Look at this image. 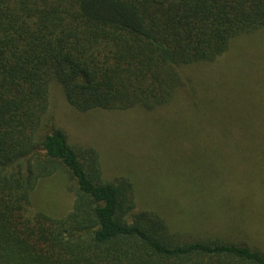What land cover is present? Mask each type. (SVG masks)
<instances>
[{
    "label": "trees",
    "instance_id": "16d2710c",
    "mask_svg": "<svg viewBox=\"0 0 264 264\" xmlns=\"http://www.w3.org/2000/svg\"><path fill=\"white\" fill-rule=\"evenodd\" d=\"M263 74L264 0H0V264H264L248 245L173 233L138 209L130 179L103 176L95 148L43 130L53 83L81 114L170 122L185 94L204 107L226 92L258 119ZM187 125L197 133L200 121ZM58 173L71 212H33L39 183Z\"/></svg>",
    "mask_w": 264,
    "mask_h": 264
},
{
    "label": "rangeland",
    "instance_id": "374dc122",
    "mask_svg": "<svg viewBox=\"0 0 264 264\" xmlns=\"http://www.w3.org/2000/svg\"><path fill=\"white\" fill-rule=\"evenodd\" d=\"M232 97L217 92L202 107L196 93H187L178 106L166 108L179 116L167 122L163 111L78 113L53 83L43 130L62 131L72 146L95 148L103 176L130 179L138 209L157 213L173 233L186 240L219 236L264 253V117L241 113L251 105L239 107ZM161 115L163 122H155ZM197 120L195 133L187 124ZM71 186L61 173L40 182L32 211L67 215L74 203Z\"/></svg>",
    "mask_w": 264,
    "mask_h": 264
}]
</instances>
